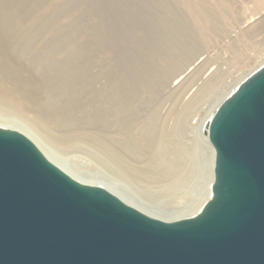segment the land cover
<instances>
[{
	"label": "bare ground",
	"instance_id": "bare-ground-1",
	"mask_svg": "<svg viewBox=\"0 0 264 264\" xmlns=\"http://www.w3.org/2000/svg\"><path fill=\"white\" fill-rule=\"evenodd\" d=\"M134 1L135 6H118L120 13H131L133 6L136 10L157 6L160 16L148 19L135 14L130 36L123 20L124 33L121 28L123 34L115 40L112 21L118 11L116 0H95L85 15L92 14L94 24L88 27L82 22L77 31L40 14L29 2L26 6L27 0H0V128L25 135L52 164L74 180L102 187L150 217L166 222L191 218L212 196L215 150L205 133V124L247 78L264 66V60L224 93V78L221 80L217 74L207 78L185 108L176 113L174 127L168 128L161 112L163 103L175 99L179 90L185 88L186 78L198 76L192 72L205 63L207 56L197 58L176 76L200 49L195 34L166 0ZM258 2L263 4L262 0ZM188 7L207 31L217 29L219 17L215 12L196 0L188 2ZM57 9L54 4L45 8L47 13ZM259 14L245 22L244 34L253 38L264 35V16L258 17ZM242 34L243 30L232 34L235 48L240 42L236 36ZM237 50L243 53L241 48ZM140 85L148 96L139 89ZM167 89L169 93L164 95ZM218 95L221 96L217 98ZM204 99L214 101L199 127L206 151V181L203 190L191 194L184 186L188 157L181 140L182 124L184 116ZM45 122H52L60 137H54L44 127ZM72 146L89 147L114 176L144 183L159 197L161 190L178 207L164 208L171 214L161 215L107 179L95 174L87 176L68 162L64 151Z\"/></svg>",
	"mask_w": 264,
	"mask_h": 264
},
{
	"label": "water",
	"instance_id": "water-1",
	"mask_svg": "<svg viewBox=\"0 0 264 264\" xmlns=\"http://www.w3.org/2000/svg\"><path fill=\"white\" fill-rule=\"evenodd\" d=\"M212 196L166 222L82 184L0 128V264H264V66L205 124Z\"/></svg>",
	"mask_w": 264,
	"mask_h": 264
},
{
	"label": "rangeland",
	"instance_id": "rangeland-1",
	"mask_svg": "<svg viewBox=\"0 0 264 264\" xmlns=\"http://www.w3.org/2000/svg\"><path fill=\"white\" fill-rule=\"evenodd\" d=\"M116 1L119 2L118 5H116L117 10L118 6L120 9L122 8V3H132L135 6L136 2L134 0ZM166 1L169 5L172 6L173 9H175L176 12L180 14L182 19L190 28L191 32L195 34V40L197 41V43H199L200 48L195 53L196 55L192 58V60L182 70L176 73V76H179V74L186 71L187 68L193 62H195V60H197V58L207 56L205 63L200 65L201 67L192 72L193 74H195V72L198 73V76H196L195 78H186L184 80V83H186L184 84L185 88H181L179 90V93L176 94L175 99L171 98L170 100H165V102L163 103L161 112L164 116V123L169 128L174 127L175 125L176 113L181 112L185 108L186 104L191 100L192 97H194V95L198 91V88L202 86L201 84L205 80H207V78L210 79L212 76H216V74L221 80L224 78L223 81L225 80V87H223L221 90V93H224L228 91L230 87L234 85V83L253 71L255 67L262 63V61L264 60V35L260 34L261 36L259 35L253 38L248 34H244V30L246 29L244 28V24L250 17L258 13H260L258 17L264 16V0H262L263 4L259 3L258 0H196L203 3L211 10V12H215L218 15L219 25L217 29L212 32H209L205 29L202 21H200L188 7V2L191 3V0ZM28 2L30 3L31 7H36V10H40V14L43 13V15H47L51 20L55 19L58 24L61 23L65 26H68L72 31H77L78 29H80L82 22L84 25L87 24L88 27H92V25L94 24L93 15H85L90 12L89 8L94 4L95 0H27V3L25 2L26 6L29 5ZM52 4L56 5V7L58 8L57 11L55 12L48 10L49 12L47 13V11L45 10L46 6ZM134 6L130 9L131 13H123V11L120 13V10L114 13L115 17L112 21L113 39L116 40L117 38H119V34L122 33V31L124 33V26H121V22H123V20L126 23L128 35L130 36V34H132V22L134 20L133 16L135 14H140L139 16L141 18L148 19H150L151 16H160V10L157 6H152L151 9L146 7L145 9L140 10H136ZM41 9H44V11L42 10L41 12ZM119 13L120 15H118ZM125 16H128L129 19H125ZM239 27L240 30H243V34L236 36V38H238L240 41L238 42L237 48L242 49V54L239 50H237V48H235L233 43L234 40L231 38L233 37V33L235 34V32L240 31L238 29ZM136 37L139 38L141 36ZM140 41L143 42L142 39H140ZM256 52H258V54H256ZM245 56L247 58H245ZM170 84L171 87L174 86L172 85L173 82ZM139 89L144 93L145 96H148V93L141 85L139 86ZM168 89H170V87ZM168 89L164 90V95L169 93ZM182 90H184V93ZM180 93L183 94L179 97ZM220 96L218 95L217 98ZM213 102H210V100L207 99L198 102L193 110L190 111V113L186 114L183 118L181 140L183 141L185 152L188 157V178L186 179L184 186L188 188L187 189L185 187V189H187V192L189 190L191 191H189L191 194L192 192L197 193L201 189L203 190V188L205 187L204 185L206 181V172L204 169V157L206 155V151L204 148V144L201 141L199 127L204 115H206V111L213 104ZM44 127L49 129L54 137H60L56 130V127L52 122H45ZM67 149L64 151V154L65 156H68L66 157L68 159V162L71 163L74 167L84 170L86 173H88L86 174L87 176L92 175L93 177V174H95V176H97L99 179L100 177L103 179H107L105 181H107L108 183H112V185L118 187V189H121V191L126 193L127 195H133L134 198H132L134 200H137L139 202L141 200L143 202L142 204H147L148 206L153 207L157 213L161 215H170L171 212L163 209L165 208L167 210H170L171 208L178 207V204L170 199L169 196L167 198V195H162L163 192H161V190L159 197L158 195L154 194V191L147 190L144 183H140L142 185H140L139 183L135 184L131 180L126 181L124 179H121L120 177L117 178V176H114L111 170L109 171V168L107 166L105 167V165H103V163L99 159H97L93 153H91L92 151H90L89 147L72 146ZM155 197H158L156 198L158 199V201L154 199Z\"/></svg>",
	"mask_w": 264,
	"mask_h": 264
}]
</instances>
